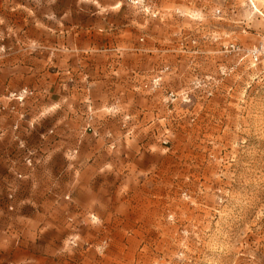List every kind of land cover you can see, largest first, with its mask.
I'll use <instances>...</instances> for the list:
<instances>
[{
	"label": "rangeland",
	"instance_id": "rangeland-1",
	"mask_svg": "<svg viewBox=\"0 0 264 264\" xmlns=\"http://www.w3.org/2000/svg\"><path fill=\"white\" fill-rule=\"evenodd\" d=\"M108 63L122 104L134 75L133 94L162 110L130 131L145 115L122 107L120 143L105 130L86 164ZM12 219L20 264H264V0H0V221ZM38 244L44 258L23 257Z\"/></svg>",
	"mask_w": 264,
	"mask_h": 264
},
{
	"label": "crops",
	"instance_id": "crops-1",
	"mask_svg": "<svg viewBox=\"0 0 264 264\" xmlns=\"http://www.w3.org/2000/svg\"><path fill=\"white\" fill-rule=\"evenodd\" d=\"M115 62V61H113ZM112 64V63H111ZM106 64L105 67L112 66V80L111 86H108L110 83H106V91L111 90L112 94H106V97L101 103L98 104V110L102 113V115L107 116L105 117L104 121H100L96 129L98 130V134L93 137L92 134H88L85 137V140L81 147V157L86 164H89V160L93 158L95 152L93 149H97V152H100V147L104 145L106 139H104L105 130L111 131L113 130V137L114 140L120 143L121 140V131H119V126H109L115 122V114L121 113L122 107H125L129 110V112H142L145 117L142 119L135 118L132 122L126 123V126L129 127V130H135L138 126L143 125H150L149 121L147 122L146 116L153 112L154 109H159V107L154 106L155 99L147 95H134L133 92H136V81L135 76H129L130 87L128 88V97L126 103L122 104L121 100V80L119 75V69L115 65ZM134 70H131L133 72ZM133 85H132V84ZM90 89H91V83ZM133 87V88H132ZM159 110H162L160 108ZM135 116L138 115L134 113ZM114 116V117H113ZM101 128V130H99ZM111 129V130H108ZM135 140L134 138L129 139V141ZM102 154H98L97 157H102ZM82 202H83V198ZM84 203V202H83ZM86 207L89 209H98V206L93 205L90 206L86 204ZM97 207V208H96ZM30 223L32 226H38L41 223V220L34 219ZM41 247H38V250L34 247L33 251L24 250V258L26 259H34L40 260L44 258L41 254V250L44 249L43 244H38ZM49 246H45V250H47ZM0 264H20V219H12V220H2L0 221Z\"/></svg>",
	"mask_w": 264,
	"mask_h": 264
},
{
	"label": "built area",
	"instance_id": "built-area-1",
	"mask_svg": "<svg viewBox=\"0 0 264 264\" xmlns=\"http://www.w3.org/2000/svg\"><path fill=\"white\" fill-rule=\"evenodd\" d=\"M251 54H252V56H253L254 59H256V60L258 59V51H257L256 49L252 50V51H251ZM160 79H161L160 76L154 78L153 81H152V83H151V85H153L154 87L159 86V85H160ZM147 86H149V84H146V85H145V87H147ZM182 97H183V100H185V101L188 100V97H189L188 92H187V91H184V92L182 93ZM169 98H170L171 100H174V99L177 98V95L174 94L173 92H171V93L169 94V96H168V99H169Z\"/></svg>",
	"mask_w": 264,
	"mask_h": 264
}]
</instances>
